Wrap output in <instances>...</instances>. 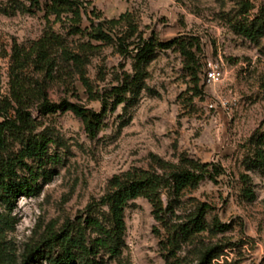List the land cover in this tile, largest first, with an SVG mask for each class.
Wrapping results in <instances>:
<instances>
[{
    "label": "rangeland",
    "instance_id": "1",
    "mask_svg": "<svg viewBox=\"0 0 264 264\" xmlns=\"http://www.w3.org/2000/svg\"><path fill=\"white\" fill-rule=\"evenodd\" d=\"M18 1L31 3L0 0V121L1 114L15 118L14 90L19 83L32 93L44 83L51 101L68 100L96 111L102 109L103 97L114 102L112 90L135 73L132 54H121L116 46L102 44L89 55L85 66L89 88L79 75L49 80L34 66L17 69L15 47L30 45L48 27L44 11L14 10ZM241 1L90 0V10L100 20L129 12L145 38H184L193 44L188 46L193 55L188 58L176 49L158 51L145 68L139 95L133 98L129 91L126 101L109 109L96 137L72 111L43 114L36 96L27 99L33 123L25 134L46 135L50 143L42 164L48 173L39 179L40 192L19 195L11 213L0 201V214H10L15 225L7 239L16 264H23L27 246L39 243L49 231L86 228L90 206L100 204L115 175L140 169L164 173L167 164L177 165L183 157L220 165L223 173L180 195L164 190V221L147 198L130 201L121 253L111 257L101 251L97 258L104 264H166L172 231L205 205L207 230L185 242L177 254L196 264L200 250L218 245L223 251L215 264H264V170L249 168L257 140L253 137L264 132V37L251 39L238 30L240 23L258 16L264 0H248L252 7L247 12ZM89 17L84 26L99 20ZM54 27L66 32L59 23ZM70 39L73 47L89 41L86 36ZM210 63L222 72L219 80L208 81L205 71ZM8 142L10 155L20 151L16 136L9 135ZM246 187L253 190L252 199L245 194ZM99 208L108 211L107 206ZM216 220L229 228L215 231ZM87 235L93 238L96 233L88 228ZM30 264L50 263L42 259Z\"/></svg>",
    "mask_w": 264,
    "mask_h": 264
},
{
    "label": "trees",
    "instance_id": "2",
    "mask_svg": "<svg viewBox=\"0 0 264 264\" xmlns=\"http://www.w3.org/2000/svg\"><path fill=\"white\" fill-rule=\"evenodd\" d=\"M245 12L252 7L248 0L240 2ZM90 0H31L29 5L18 1L14 10L18 9L29 14L44 11L47 30L38 39L28 46L15 47L14 61L18 70L34 66L47 79H54L55 75L63 77L65 81L79 75L84 85L89 88L86 78L85 66L89 55L93 54L102 44L116 46L121 54L131 53L133 57V77L127 76L121 86L115 87L110 96L114 102L102 98V109L96 111L86 108L78 103L63 100L51 101L46 93L44 83L33 93L19 83L14 90V100L18 105L15 108V118L1 114L0 121V201L11 213L16 207L19 195L34 196L41 190L39 179L46 178L48 170L42 166L48 156L50 138L46 135H26V130L32 126V119L26 110L29 97H37L39 110L43 114L55 113L59 110H70L82 119L87 132L96 137L102 128L108 110H114L118 104L126 101V94L130 91L136 98L143 88L146 77L145 68L153 60L158 51L176 49L188 58L193 55L186 40L176 37L168 41H161L151 35L145 38L129 12L121 14L118 18L103 19L99 14L90 10ZM95 15L99 19L92 20L89 26H84V18ZM92 19V18H91ZM61 24L66 29H55V24ZM240 33L258 39L264 37V6L259 10L258 16L253 20L240 23ZM86 36L89 41L82 42L76 47L72 46L70 37ZM97 42L101 44H93ZM197 75V73H196ZM199 79V78H197ZM8 111V110H7ZM9 135L16 136L21 149L18 153L10 155ZM256 140L254 154L250 160L249 168L264 170V132L254 135ZM37 163V167L27 162ZM164 173L155 170H134L115 175L109 183L107 192L102 196L100 204H93L89 208L86 219V228L65 226L61 231L51 230L39 243L28 245L23 253V264L46 259L50 264H104L97 258L101 251L111 257L121 253L124 244V235L127 229L125 209L130 201L139 197L147 198L155 208L157 217L163 220L164 190H172L173 194L180 195L189 187L198 186L207 178L216 179L223 171L220 165L203 163L193 158L183 157L179 164H167ZM24 172L28 173L26 175ZM245 177V183L249 177ZM245 194L252 199L253 190L245 188ZM107 206L108 211L99 210ZM207 208L202 205L187 223L178 225L172 231L169 244L171 248L166 256V264H189L185 257L178 255L185 242L204 232L208 228L206 221ZM162 213V214H161ZM164 221V220H163ZM15 227L10 214H0V264H16V253L11 242L7 239L9 231ZM96 233L95 237L87 235V229ZM227 224L219 220L214 221L215 231H226ZM223 248L218 245L207 246L200 250L196 264H215Z\"/></svg>",
    "mask_w": 264,
    "mask_h": 264
},
{
    "label": "built area",
    "instance_id": "3",
    "mask_svg": "<svg viewBox=\"0 0 264 264\" xmlns=\"http://www.w3.org/2000/svg\"><path fill=\"white\" fill-rule=\"evenodd\" d=\"M205 75L208 81H216L221 78L222 72L218 68V66L213 65L212 63L209 64V68L205 71Z\"/></svg>",
    "mask_w": 264,
    "mask_h": 264
}]
</instances>
